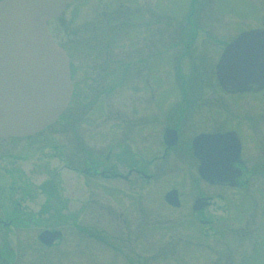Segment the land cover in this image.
Returning a JSON list of instances; mask_svg holds the SVG:
<instances>
[{
    "label": "rangeland",
    "instance_id": "rangeland-1",
    "mask_svg": "<svg viewBox=\"0 0 264 264\" xmlns=\"http://www.w3.org/2000/svg\"><path fill=\"white\" fill-rule=\"evenodd\" d=\"M256 26L264 27V0H73L50 20L54 41L71 60L75 92L63 115L46 130L25 138H0V187L14 206L26 205L31 214L26 217L60 227L62 236L55 246H43L38 252L34 240L41 226L11 231L1 227L0 247L11 249L9 264H213L208 262L212 253L205 247L200 251L193 246L191 251L189 246L182 254L184 259L172 258L162 230L149 232V241L135 247L142 260H128L125 254L131 252L114 240L119 224L104 208V197L112 190L106 186L117 182L100 172L103 164H114L111 169H116L118 133L123 132L118 112L124 111L126 116L136 111L137 118L142 111L147 114L148 95H156L157 113L165 111L161 101L179 93L177 82L187 80L183 93L203 102L196 114L210 123L217 108L214 64L219 53L230 38ZM118 57L131 67L116 87L119 75L110 76L114 70L121 71L115 67ZM149 65L153 80L147 79ZM95 88L99 90L95 92ZM231 101L230 110L236 116H247L241 120L240 130L246 135L243 158L251 164L259 162L254 134L264 137V92L243 93ZM138 126L132 127L133 132ZM170 165H157L161 171L156 175L162 179L180 176L178 165L172 169ZM251 170L246 187L235 190L240 193L230 214L217 212L213 206L206 211L219 221L218 235L205 234L204 239L216 238L219 254L230 255L231 264L250 260L264 264L260 247L264 240V179L258 164ZM208 183L205 191H218ZM45 190L50 193L41 194ZM24 191L29 195L25 201L18 198ZM51 196L53 199L48 198Z\"/></svg>",
    "mask_w": 264,
    "mask_h": 264
},
{
    "label": "flooded vegetation",
    "instance_id": "flooded-vegetation-1",
    "mask_svg": "<svg viewBox=\"0 0 264 264\" xmlns=\"http://www.w3.org/2000/svg\"><path fill=\"white\" fill-rule=\"evenodd\" d=\"M192 37L190 38L192 39ZM233 38L226 41L223 48ZM139 61L140 59L137 62L139 63ZM115 67L121 71L114 70L110 77L113 79V75H119V81L117 80L114 84L117 87L122 84L125 74L127 75V68L131 67V65H129V61L123 62L118 57ZM112 68L113 65L111 66ZM148 68L150 75L147 76V79L153 80V69L151 71L150 65ZM70 76L71 78L74 76V69L71 63ZM105 79L107 78L105 77ZM186 82L187 80L177 82L179 87L178 94L163 97L161 102L163 107L165 105V111L157 113L155 110L156 95H148L147 101H145L147 103L146 108L148 109L147 114L142 111L140 112L142 115L137 118L135 117V114L138 113L136 111H129L126 116H124V111L118 112L121 125L119 126L123 128V132L118 133V150L115 157L117 162L115 164L116 169L115 171L111 169L114 164L110 166L103 164L100 172L101 176L105 179L114 178L117 183L110 187L105 185L112 190L110 196L104 197L107 200V205L104 208H106L109 214L114 216V219L119 224L117 229L119 235L114 240L118 243L119 247L131 252L125 254L128 260L139 259L138 261H140V254L136 251L135 247L140 242L149 241V234L153 233L154 230H162L164 243L169 244L172 258L174 259L181 260L180 256L184 259L186 256H182V254L186 248L190 246L192 251V247L195 246L196 249H201L200 251L209 248L212 258L208 262H214L213 264H231L230 255L225 253L219 254V243H214L218 242L216 238L204 239L205 234L218 235L216 223L219 219L218 217H209V215H206V211L213 206L217 212L222 210L230 214V211L235 208V200L240 193H237L235 190L246 187L252 177L251 168L255 164H258L259 168H261L259 173L261 178L264 179V137L257 136V133L254 134L256 141L254 147L258 151L260 158L259 162L255 160L256 163L251 164L247 159L243 158V149L245 148L244 136L246 135L240 133L242 121L247 116L241 114L236 116L235 112L230 110L231 103L233 102L231 100L236 96H240L243 93H261L264 92V88L258 92L249 91L230 94L222 90L215 81L218 96H213V98L217 106L214 114H217L215 116L213 114L212 121L209 123V121L207 122L208 119H201L196 114L203 105V102L198 100L196 96L190 97V95L183 93V87ZM104 88H100L102 90L101 93ZM98 90V88H95V92ZM72 91L70 101H72L73 93L75 92L74 84ZM173 97H178V100H170ZM196 107L198 109L195 110L194 108ZM146 108L142 107L144 110ZM251 116L249 115L248 117ZM136 124L141 126V129L138 126L139 130L137 131L140 133H137L136 130L133 132L134 129L132 127ZM126 129L130 130L125 132ZM226 133H235L237 136L240 149L239 156L226 162V165L233 169L228 167L222 169L219 180L223 179V181L211 184L204 181L197 173L200 162L193 155V142L199 134L222 135ZM130 139L131 143H129ZM223 146L224 148H228L226 144ZM107 159L108 156L105 157V162H107ZM86 162H90V160L88 159ZM169 163H172L169 166L171 169L173 165H178L176 170H179L180 176H174L170 179L158 177L156 173L161 171V169L157 165L167 167ZM180 168L182 170L187 169L189 171L188 174H182ZM236 169L238 173L235 176ZM174 174L177 173L174 172ZM207 183L217 188L218 191H205L204 184ZM49 193L47 190L41 192V194L45 195ZM28 196V193L24 191L20 192L18 198H22L25 201L29 198ZM48 198L53 199V196ZM27 211L26 205L24 207L14 206L12 199L6 198L5 194L3 196L0 187V228L2 227L11 231L16 229L24 230L28 226H41L39 232L41 230L61 231L60 227L55 228L43 224L41 219H36L37 221L29 219L26 217V214L29 216L31 214ZM187 228L190 229L187 230L189 232H184ZM143 236L147 237V239L142 241ZM104 240L108 242L106 236ZM34 242L38 244L36 245L37 251L41 252L44 245L37 239ZM57 243H52L50 246L45 247L51 248ZM260 247L262 252H264V240ZM1 248H3V252ZM10 255L11 249L6 246L0 247V262L1 260L2 262L5 260L3 263L1 262L2 264H9L7 257ZM239 262L256 264L262 261L250 260V262Z\"/></svg>",
    "mask_w": 264,
    "mask_h": 264
},
{
    "label": "water",
    "instance_id": "water-1",
    "mask_svg": "<svg viewBox=\"0 0 264 264\" xmlns=\"http://www.w3.org/2000/svg\"><path fill=\"white\" fill-rule=\"evenodd\" d=\"M71 1L0 0V138L34 134L66 107L72 89L68 58L53 41L46 21L59 16ZM215 75L231 93L264 87V30L244 31L229 43ZM238 153L234 133L201 134L193 142L198 174L210 183L223 181L222 169L232 168L226 162ZM58 235L44 230L38 239L50 244Z\"/></svg>",
    "mask_w": 264,
    "mask_h": 264
}]
</instances>
